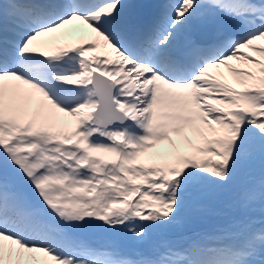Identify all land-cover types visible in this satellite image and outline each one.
<instances>
[{
  "label": "snow or ice",
  "instance_id": "1",
  "mask_svg": "<svg viewBox=\"0 0 264 264\" xmlns=\"http://www.w3.org/2000/svg\"><path fill=\"white\" fill-rule=\"evenodd\" d=\"M126 6L0 0V264H264V220L148 252L81 238L143 241L264 168V0H169L142 25ZM241 210L264 217V179Z\"/></svg>",
  "mask_w": 264,
  "mask_h": 264
},
{
  "label": "rangeland",
  "instance_id": "2",
  "mask_svg": "<svg viewBox=\"0 0 264 264\" xmlns=\"http://www.w3.org/2000/svg\"><path fill=\"white\" fill-rule=\"evenodd\" d=\"M238 172L239 175L236 176L230 184L221 188L208 190L192 198V200H189L186 203L184 212L174 225L165 229H154L143 241L137 240V238L126 229H121L115 233H106L99 229H85L83 231L98 233L99 236L107 235L108 239L116 238L117 243H126L127 245L135 244V246L141 243L144 247L151 250L165 244L172 237L174 240H178V242L181 243L185 238V229L189 228L193 232L195 229L206 227L209 218L222 216V211L224 209L227 210L226 213L239 209L242 214L241 218L234 219L231 222L228 229H242L245 227L259 228L262 226L261 220H264V217H261L259 212L247 214L241 210L246 193L253 188H258L261 180L264 179V168H262L259 157L242 165L238 169ZM257 175L263 177H257ZM253 176L254 178H252ZM201 200L206 202V204H201ZM185 218H190V221H186ZM223 230H225V228L217 227L213 230V234ZM184 242H186V240Z\"/></svg>",
  "mask_w": 264,
  "mask_h": 264
},
{
  "label": "bare ground",
  "instance_id": "3",
  "mask_svg": "<svg viewBox=\"0 0 264 264\" xmlns=\"http://www.w3.org/2000/svg\"><path fill=\"white\" fill-rule=\"evenodd\" d=\"M69 27L71 28V27H73V26H69ZM85 27H86V26H85ZM69 119H71V118H69Z\"/></svg>",
  "mask_w": 264,
  "mask_h": 264
}]
</instances>
